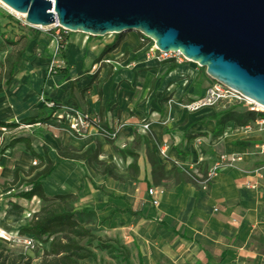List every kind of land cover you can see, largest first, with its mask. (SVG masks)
<instances>
[{
	"label": "crops",
	"instance_id": "1",
	"mask_svg": "<svg viewBox=\"0 0 264 264\" xmlns=\"http://www.w3.org/2000/svg\"><path fill=\"white\" fill-rule=\"evenodd\" d=\"M127 35L128 45H124L126 50L122 62L133 60L136 55L140 62L136 65L131 62L130 69L119 71L124 74L121 81L118 79L111 84V79L108 78L99 86L96 97L95 93L92 94V89H86L79 94L87 85L84 79L74 81L76 78H69V73L73 70L72 65L77 66L75 62L78 60L65 64L66 78H58L60 81L52 77L45 80L42 76L43 65L24 66L11 75L10 91L8 88L4 93L0 92V124L15 125L27 117L36 118L35 121L39 123L40 117L32 106L34 94L41 93L50 101L64 102V105L71 107L65 101L64 92L71 85V93L75 97L74 109L78 115L89 121H96L104 129L109 130L118 125L120 130L115 139L107 144L90 132L85 133L79 141L63 133L59 136V147L76 152L80 149L92 150V146H96V162L106 166L116 163L115 155L120 152L124 167L131 163L127 156L134 157L135 177L126 181L127 186L130 184L131 193L127 186L125 191L116 192L113 188L114 182L98 176L96 181H92L91 174L84 164L77 165L82 169L83 176L89 181L92 189L110 198H102L99 195L88 207H80L79 201L76 203L74 212L84 211L83 214L90 215L92 226L86 224L84 227L87 228L84 230L91 237L99 241L114 242L126 255L138 247L142 262H152L157 255L169 254L172 250L176 255H181L180 257L191 252L193 261L197 264H264V173L258 172L264 157L257 152L258 147L264 144L257 143V138L261 136L257 133L260 132L255 128V131L251 130L252 124L258 120L246 123L242 128H235L231 123H227L217 128L212 125L210 129L206 121L211 118L210 115L201 112L192 115L179 113L181 110L175 105L176 100L179 103L188 101L180 90L187 87L189 81L184 76L180 77L182 72H178L176 68L165 72L164 66L157 67L154 62H144L138 51L131 54L137 44L132 34ZM69 40L78 47L72 39L66 40V46ZM67 50L68 46L62 61ZM92 67L90 64L89 69ZM74 75L78 77L77 72ZM160 76H165L161 84ZM126 84H131L130 87L134 89L133 98L128 94L131 88H126ZM150 85L153 87L152 91L159 88V94L157 90L152 93L155 99L152 104L147 102L151 94L146 95ZM164 86H167V89ZM55 88L62 90L64 95L60 96ZM108 88L110 92L107 94ZM173 91H176L175 94H172ZM178 96H182L181 99ZM159 106L161 114L155 115L160 111ZM144 111L148 113L143 116ZM140 126L145 127V133L138 132ZM247 128L249 132H246ZM213 131L218 134L210 138ZM21 138H11L6 145L9 141ZM6 145L0 147V181L5 182L11 181L12 171L24 174L29 168L36 166L21 146L13 145L8 148ZM124 149L126 152H123ZM30 150L35 157L41 159L39 146L30 147ZM157 150L163 151L165 163L155 161ZM45 151L46 162L55 165L52 152L48 157L47 150ZM149 155L160 167V181H157L156 176H149L145 161V156ZM218 156H231L238 159L239 163L219 173L205 192L190 188L174 173L175 169L190 170L193 167L194 170L202 163L204 164L200 166L207 168ZM74 167L76 166L70 163L57 164L46 180L40 182L41 194L45 198L71 195V191L66 189L67 186L76 189V180H79L75 173L69 171ZM17 177L19 176H16V180ZM151 182L155 184V188L150 185ZM43 183L46 193L42 192ZM144 187L154 193L158 190L152 211L144 205L146 199L141 194ZM80 189L82 194L88 191V187L83 184ZM14 196L9 205L16 207L18 212H24V215L28 213L27 219L19 228L21 229L29 217L38 211L31 209L32 204L37 203L34 199L21 202ZM18 204L29 206L28 210L22 211ZM126 211L144 220L113 214ZM173 234L186 242L173 237Z\"/></svg>",
	"mask_w": 264,
	"mask_h": 264
},
{
	"label": "water",
	"instance_id": "2",
	"mask_svg": "<svg viewBox=\"0 0 264 264\" xmlns=\"http://www.w3.org/2000/svg\"><path fill=\"white\" fill-rule=\"evenodd\" d=\"M26 29L136 35L264 111V0H0Z\"/></svg>",
	"mask_w": 264,
	"mask_h": 264
},
{
	"label": "rangeland",
	"instance_id": "3",
	"mask_svg": "<svg viewBox=\"0 0 264 264\" xmlns=\"http://www.w3.org/2000/svg\"><path fill=\"white\" fill-rule=\"evenodd\" d=\"M22 19L14 18L11 15H9L7 12L0 9V92L4 93L6 89L9 88L10 91V82H11V75L15 74L16 71H19L24 66H32V65H43L42 67V76L45 80L48 78L44 76V71L48 67V65L55 66L57 69L62 70L65 68V64L67 65L70 63V61H78L77 66L74 64L72 65L73 70L71 73H69V78L74 79V81H77L78 79H84L87 83L90 78L93 80L89 83V86L85 87L84 89H87L88 91L92 89V94L98 92V88L101 84H103L105 81H107L108 78L111 79V84H113L115 81L123 78L122 73L119 71H123L122 61L124 60V54H125V47L124 45H128V35L124 34L120 37H113V36H106L101 39H88L84 38L80 35H68L66 37V40L72 39L76 42L75 45L72 44V41L69 40L67 43L68 50L64 56L63 61H58L57 57H51L53 46L50 41V31H41L36 29H26L21 27ZM132 37H135V44L136 47L130 52L131 54L136 53L139 48L147 49L148 46L151 43H147L146 41H140L139 38L135 35ZM113 44H116L115 49H112L108 54L101 58V60L93 65L91 71L89 69L90 64H92V61L98 56V54L106 49V47H109ZM128 52V51H127ZM19 54V58L17 60V67L15 70L11 71L9 75V83L4 86V82L6 81V66L13 63L14 57ZM129 54V53H128ZM127 55V53H126ZM127 57V56H126ZM133 60H130L128 62H124V65H129L131 62L136 65V63L140 62V58H138V55L136 57H133ZM108 61L112 65L111 67H104L102 65H99L100 62ZM6 62V63H5ZM98 65V66H97ZM157 67L164 66V71L166 70V67L168 66V63L163 64H156ZM97 66V67H96ZM117 66V67H115ZM172 66V70L175 68L178 69V72H182L181 76H184L186 80L189 81L187 83V87H184V89L180 90L183 91L182 96H186L188 101H184L182 103H179L178 100H176V106L180 107V112L182 114L183 110L182 108L190 102H194L196 99H198L201 96L202 90L205 88H208L211 86V84L205 79L203 75V71L201 69H198L196 66L190 65L188 63L183 62L181 59L179 61V64H170ZM34 67V66H33ZM81 69V70H80ZM80 70V71H79ZM78 74V77H75L74 73ZM122 74V75H119ZM166 75V74H165ZM165 76H160L159 79L161 80L159 83L161 84ZM54 80L60 81L58 78L52 77ZM171 86V84H169ZM167 85V86H169ZM117 86V85H116ZM115 86V88H116ZM126 88H131V90H128V94L133 98L135 96V91L130 85L126 84ZM150 85L149 91L146 93V95L151 94L149 97L148 103H154L155 99L152 97V93H155V91H158L159 94V88L152 91L153 87ZM167 86H164L165 89H167ZM14 86H12L13 88ZM68 89V88H67ZM66 89V90H67ZM51 90L54 91L53 87H51ZM56 91H58V94L62 96L65 92V101L71 105L74 104L75 97L70 92V95H66L67 91L62 92V90H58L55 88ZM152 91V92H151ZM110 92V89L108 88L107 94ZM176 92V91H175ZM173 91L172 94H175ZM182 96H178L181 97ZM64 102H54L47 99L45 95L34 94V99L32 106L35 109V112L37 116L40 117L39 123L36 126L32 127H25L21 129H17L14 131H2L0 132V147H5L6 142L11 138H21L25 137L28 139L29 145L31 148L39 146L40 148L47 150L48 157L50 153L54 154V146H59V136L63 133L67 134L64 131L63 122L62 119L63 116L67 112H74L71 107L64 105ZM43 105L49 106L51 105V108H56L57 111L53 113V115L49 114V110L46 109ZM244 105L242 103L237 102L236 100L226 97V99L218 101L214 106H211L210 109H199L197 112L204 113L206 115H210L211 118L207 119L208 121L207 126H209L210 129H212L213 123L219 118V116H222L226 113L232 114V115H241L244 113ZM159 110L155 115L161 114V109L159 106ZM197 112L193 114H197ZM148 112H143V116L146 115ZM77 114V113H76ZM254 114L260 115L264 117V111L257 112L256 109H254ZM78 115V114H77ZM185 115H192V114H185ZM56 119H59L60 121H57ZM263 128H264V120H262ZM251 127V126H249ZM104 129V128H103ZM252 131H255L254 128L251 129ZM214 132V131H213ZM261 134L258 139V145L264 144V133H257ZM69 136V135H68ZM213 134H210V138H212ZM70 137V136H69ZM84 137V136H83ZM82 137V138H83ZM71 138V137H70ZM73 139V138H71ZM74 140V139H73ZM79 141V140H75ZM50 145H47V144ZM107 144V143H104ZM155 145V144H154ZM94 147V146H92ZM3 149V148H1ZM1 152V151H0ZM123 152H126L125 149ZM114 155V154H113ZM211 159V158H210ZM116 163L110 164L108 166L104 165L105 167L109 168L112 175H115V177L118 179L117 183H114L115 185L113 188L116 190V192L120 193L123 190L125 191L126 184L131 179L130 174L128 171H126V167H124L123 159L121 157V152L119 154L115 155ZM155 161L159 163H165V161H158L155 159ZM127 162V161H126ZM212 162V161H211ZM202 163V162H201ZM204 164V163H202ZM202 164H199V167L194 168L191 167L190 170L184 169H175L174 173H185L187 175H190L192 179L194 180L191 182L193 189L197 190L199 192V189L194 184L196 182H199L204 176L205 171L208 169L204 168V166H200ZM76 167L74 169H70L69 171L72 173H75L77 178L79 180H76V186L77 188H72L67 186V191H71V196H74L75 201L73 205L70 207L72 211H75L76 209V203L79 201L80 207H88L89 204L93 203V199H96L100 194L98 192H95L92 189V186L90 185L89 181L84 178L83 171L81 168L77 167V164H74ZM80 172V173H79ZM90 178L92 181H96L92 173H90ZM54 175V174H53ZM52 175V177H53ZM177 176V175H176ZM51 177V178H52ZM179 177V176H178ZM182 178V177H181ZM20 178L17 177V180ZM54 179V178H53ZM56 179V178H55ZM183 179V178H182ZM59 180V179H56ZM10 181L5 182L0 181V241L1 242H9V240L16 239V232L19 230L20 227H22L24 221L27 219V215H24V212H18V209L16 207H13L9 204V201L11 202L12 197L14 194L20 192V189L18 187H7ZM81 184L86 185L88 187V191L84 194L81 193L80 186ZM73 185V184H72ZM128 191H130V184H128ZM45 183H43L42 186V192H45ZM150 190L148 187H144L141 189V194L144 196L145 191ZM155 198L154 203H156V196L158 195V190L155 191ZM20 209L22 211L28 210L27 205L18 204ZM146 208H149V210H153V208L149 205L148 200L144 203ZM13 207L15 211H11L10 208ZM40 207L39 204H32L31 209H38ZM33 210V211H34ZM84 213V212H83ZM78 217L74 218L76 222L79 223L80 226H85L86 224H89V226H92L90 219V215L83 214ZM85 229L87 227H84ZM103 242V241H100ZM103 244V243H101ZM104 245V244H103ZM5 251L8 250L6 246H0ZM45 246H39L38 248H35V250L20 253L17 249H14V251L17 253L19 252L24 257H27L31 263H35L39 259V251H44ZM88 251L91 252V255L93 257V261L91 263H88L84 261V263L81 264H121L120 262V256L118 251L116 249L112 248V253L107 256L103 252H96L93 250V245L89 246ZM171 253L167 254H159L156 256V258L152 259V262L143 261L141 260V254L138 247L132 249L130 253L127 254V264H197L193 261V254L189 252L186 256L176 255L172 250ZM183 253V252H182ZM186 254V253H185ZM150 259V258H149Z\"/></svg>",
	"mask_w": 264,
	"mask_h": 264
},
{
	"label": "trees",
	"instance_id": "4",
	"mask_svg": "<svg viewBox=\"0 0 264 264\" xmlns=\"http://www.w3.org/2000/svg\"><path fill=\"white\" fill-rule=\"evenodd\" d=\"M66 37L67 35H60L59 37V50L57 52L58 61H62L63 55L67 49L66 46ZM140 41H142L139 38ZM116 44H113L106 49L102 50L98 56L92 61L91 67L97 64L102 57L106 56L108 52L112 49H115ZM19 58V54L14 57L13 63L6 66V76L7 79L4 82V86L9 83V75L11 71L15 70L17 67V60ZM6 63V62H5ZM168 66L166 67L165 72H169L172 70V66H170V62H167ZM66 69L62 70L56 69L53 70L48 77H56L60 80L66 78ZM47 77V78H48ZM93 79L90 78L86 87L89 86V83ZM68 92L66 95H70L71 85L68 86ZM86 89L80 91L79 94L84 92ZM95 96L98 97V92L95 93ZM71 105V104H70ZM73 111H75L74 106L71 105ZM57 111L56 108L49 109V114H53ZM36 119V118H35ZM34 118H25L21 120L19 123L15 125H2L0 124V131L6 130H16L20 127H32L35 124H38ZM262 121L264 120L263 116L257 114H246L242 113L241 115H232L226 113L214 122L213 128L221 127L227 123H231L235 128H242V126L246 123H252L254 121ZM103 129L102 127H100ZM213 136H216L217 132H212ZM13 145H19L24 150L25 154L35 163L36 166L29 168L26 173L19 174L16 171L11 172L10 182L7 187H18L20 192L16 193L14 198L21 202H28L31 199H34L37 204L40 205L38 211L35 214H32L28 221L25 223L24 227L19 229L15 236L16 238H27L37 247L45 246L44 251H39V259L35 263H31V261L20 254V250L15 248L10 242H1L0 246H6L8 248L5 251L0 247V264H81L84 261L91 263L93 261V257L88 251L89 246L93 245V250L96 252H103L107 256H109L113 251L112 248L118 251L120 256L121 264H126L127 255L121 250L114 242L105 241L100 242L96 240L94 237H91L86 230H84V226H80L78 222L74 220V218H78L84 211L74 212L71 210V206L73 205L75 198L74 196H52V198H45L41 192L39 184L40 182L46 180V178L51 174L54 170V167L57 164H84L86 169L92 173L94 176L101 177L110 182L117 183L118 179L114 177L109 170V168L105 167L103 164L96 162V158L98 156V148L96 146L93 147L92 150L80 149L79 151H73L71 149L65 148L61 149L59 146H54V161L55 165L49 164L45 160L46 151L40 148L41 150V159L35 157L30 150L29 143L27 139L21 138L9 141L6 147L10 148ZM130 160V165L126 167V171L130 174L131 178L135 177V169H134V157L128 155ZM145 161L147 167L149 169L150 178L156 176L157 181L161 180L160 175V167L156 164L155 161L152 160L151 155L145 156ZM20 177L21 181L16 180V176ZM177 175L183 178L184 184L188 185L193 189L191 181H193L192 177L187 174L177 172ZM176 183V180H173ZM150 185L155 188L154 183H150ZM208 185L206 186V188ZM102 198L110 199L109 197L103 195L101 192L97 191ZM11 211H15L13 207L10 208ZM118 216H129V217H137L128 211L119 213L114 212ZM139 220H144L142 217ZM159 227L163 228L161 225ZM173 237L184 241L181 237H177L173 234ZM103 243V244H101ZM36 248V247H35ZM33 248L32 250H35ZM14 249H17L19 252H15Z\"/></svg>",
	"mask_w": 264,
	"mask_h": 264
},
{
	"label": "built area",
	"instance_id": "5",
	"mask_svg": "<svg viewBox=\"0 0 264 264\" xmlns=\"http://www.w3.org/2000/svg\"><path fill=\"white\" fill-rule=\"evenodd\" d=\"M21 27L25 28L23 24H21ZM47 31L51 32L50 35V41L53 46L51 57L56 56L57 52L59 50V37L60 35H67L65 32L59 31L55 27L48 28ZM144 42V41H143ZM138 53L141 55V58L146 63L154 62L156 64H166L167 62H170L172 64H179L180 59L176 57L175 55H170L168 53H165V55H161L157 53L152 45L150 44L147 49L139 48ZM99 65H102L104 67H111L110 62H100ZM98 66V65H97ZM96 66V67H97ZM122 66L121 70L130 69L129 65H124V62L120 65ZM117 67V66H115ZM57 68L52 65H48V67L44 71V76L48 77V75ZM91 71V69H90ZM226 97H230L234 100H236L239 103H242L245 107L244 113L246 114H254V107L250 104L246 103L242 99H238L236 96L232 95L228 91H224L219 86L211 84L208 88H206L202 93L201 96L196 99L194 102L189 103L188 105L184 106L182 108L184 114H193L197 112L199 109H210L211 106H214L218 101L226 99ZM46 109H51V105L45 106ZM53 115V114H50ZM63 127L64 131L74 140H80L83 136H85L87 132H90L93 134V136H96L101 142L103 143H109L112 142L116 135L118 134L120 127L118 125L113 126L109 130L107 129H101L100 126L96 121L92 122L88 119L82 117L81 115H77L74 112H67L63 118ZM57 121H60L59 119H56ZM252 128H255L258 132H264L263 123L262 121H257L256 123L252 124ZM246 132H249V129H245ZM138 132L141 134L145 133V127L140 126L138 128ZM258 154H261L262 157H264V145L258 147L257 149ZM155 156L157 160L163 161V151L157 150L155 152ZM239 163V160L236 158H233L231 156H218L214 158L213 163L208 167V169L205 171L204 176L199 182L194 183L200 192L206 191V186L210 184L211 181L214 180V178L221 172L227 171L229 168H231L234 164ZM258 172L264 173V162L263 165L258 169ZM194 181V180H193ZM191 181V182H193ZM144 197L146 200H148L149 205L154 208V198L155 194L152 190H146ZM213 213V212H212ZM10 244L13 245L15 248L19 249L21 253L32 251L33 248H38L35 244H33L29 239L27 238H16L14 240H9Z\"/></svg>",
	"mask_w": 264,
	"mask_h": 264
},
{
	"label": "bare ground",
	"instance_id": "6",
	"mask_svg": "<svg viewBox=\"0 0 264 264\" xmlns=\"http://www.w3.org/2000/svg\"><path fill=\"white\" fill-rule=\"evenodd\" d=\"M0 9L7 12L9 15H11L14 18H19L20 20L22 19L20 16H14L12 14H10L6 9H4L3 7L0 6ZM257 112H262V110L258 109L257 107L255 108Z\"/></svg>",
	"mask_w": 264,
	"mask_h": 264
}]
</instances>
